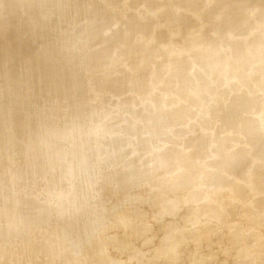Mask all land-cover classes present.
<instances>
[{
	"label": "rangeland",
	"instance_id": "obj_1",
	"mask_svg": "<svg viewBox=\"0 0 264 264\" xmlns=\"http://www.w3.org/2000/svg\"><path fill=\"white\" fill-rule=\"evenodd\" d=\"M9 1L10 0H0V19H3V18L7 19L4 21L3 20L0 21V24H2V22H3L4 25H6L5 23L10 18H13V17L14 18L10 19V20L11 21L16 20L15 16L20 17V16H25L26 14L27 15L29 14V15L24 21H22L23 22L22 25H21V23H19L20 27L18 26V24L11 26L14 23L11 22L10 20H9L10 23L8 22V25H6L7 27H5L6 29H4V25H2L3 27L0 25V28L2 27L0 29V41L3 44H4V42L6 44L9 42H11L10 43L11 45L14 44L12 46L8 45V44L4 45V46L2 45V48L6 49V46H7V49H9V48L10 49L7 52H6L7 49L6 50L3 49L6 53H8L7 54L8 56L6 59H3L0 57V78L2 80H4L3 78H5V79L8 78V80H9L6 83V85H4L5 86V88H4L5 92L3 90H0V119H4V120L6 119V123L3 127L4 137L0 138V183H2V187L4 189L7 188V191H6L5 196H4L5 197V203L9 204L10 208H11V206H13V208H12L13 211L5 212V215L3 214V216H0V229L3 230V234H1V236H0V264H187V263L188 264L189 263L190 264H197L199 262H200L199 264H223L226 260H227L226 261L227 263L225 262L224 264H233V262H234L233 260H235L238 263L239 259H240L239 264H243V262L245 264H264V258H263L264 257V190H262V189H264V186H263V183H264V160L260 157L259 154L252 153V156L250 157L251 171L247 170L246 172H240V171H236L235 169H225V170L218 169L217 167H214L215 163H213V161L216 160L217 157L215 159V155L214 154L212 155V153H210V152L214 153V151L209 150V148H212L215 144L214 141L211 140V142H209L207 144V145L211 144L210 145L211 147L210 146L208 147L207 145H204V144L203 145L205 146V148L208 147V148H206V153L208 152L209 155L210 154L212 155L210 157V158H212V160L209 163L210 159H208L209 156H208V154H206L208 157H206V156L205 157L208 160H205V158H204V159H202V163L198 162V165L196 166L197 171L195 170L194 171L195 173L190 172L193 174V176H191V178L193 177L192 182H191L190 178H189L190 180L189 179L187 180V178L190 176V174L187 175L186 173H189V172H187L185 169L180 168L178 166L175 167L173 170H171L168 173L169 175H166L165 172H167V171H165V170L158 171L156 169L157 168L156 166H150L151 169L157 170L154 172L153 171L151 172V169L147 168L150 171L149 172L147 170L148 171L147 174L150 173L148 175L146 174L147 178H149V176L154 178V173H155V175L158 176V177L156 176V178H158L159 180L162 177L161 175L166 176V177L164 176L165 179H162L163 177L161 178L160 184H161L162 180L163 181L164 180L169 181L170 183H172V184H170L168 182V184H167V182L165 183V181H164V183L167 186L169 185L168 186L169 191L167 190L168 188H165L166 185L163 182H162V184H164L165 186H163L161 184L166 189L165 190L159 184V182H158L159 180L157 181L156 178H154V179H156V182L151 177H150L151 182L147 178H145V179H146V181L148 180V182H146V183L143 182L144 184L141 182L144 175L140 178L139 173H137V172H141V171H137L138 170V167H137L138 164H136V162L137 161L140 162L139 166L143 167L142 166V163H143L142 157L147 156V158L149 159V157H151V155H152L151 152H154L153 154L156 155V153H159V151L160 152H162L164 150L167 151V149L168 148L170 149V147L171 146L173 147V145L174 146L176 145L175 146L176 148L173 147L174 149H177L178 147L180 148V146L182 147L181 144H182L183 140H180V138L177 139V135H178V137H183V138H185V135H186V137L188 138L189 136H187V134L188 135L191 134V136H192V133H193V136L194 135L195 136L196 135L197 136L198 135L203 136V134H204L205 137H208L207 134L210 133V132H208V130H206V128L208 129V127L210 128V126H211V124H209L210 119L207 118L209 121L207 119H204L208 115L203 114L204 111H205L204 113L206 114V110L202 107V104L198 108L199 103L197 102V100H194V99H197L196 97H199V96H197V95H193L192 97L190 96L191 97L190 100L193 99L192 100L193 106H192V101H191V106H190L189 105L190 100H187L188 105H189L188 106L187 103L185 105L186 98L183 99V97L180 96L179 94L178 95L175 93L172 94V91L168 93V91H170V90H168V91L166 90V89H168L167 87H169L166 84L171 86L170 81H172L173 79L167 78L169 80L171 79L170 81L163 79V82H160L162 84L159 83L158 86L162 87V89L165 88L166 91L161 89L162 94H163V92L165 94L168 93L167 96H163L164 99L168 98V95H170V93L172 96L176 95V97L173 96L174 99L176 101H178L179 99L181 100V101L179 100L177 103L175 101V103L179 107H180V103L183 102V100H185V102L181 103L184 106L181 105L182 107H180V108H182V109L179 108V110H183L184 108L186 109L185 106H187L186 113L183 110L184 112L181 111L183 115L182 114L181 115L183 117L184 114H186V115L190 114L191 118L192 117L193 118L190 119V115L188 116L189 118L186 115H185V117H183V118H185L186 121H183V120L177 118L178 121L180 120V122H178L177 125H178V127H180V126H182V125H180V124H182L181 122H183V126H185L187 128H185V127H183V128L180 127L179 129H178V127L170 128V127H172V125L176 124L177 122H175V123L172 122L171 118L169 117V119L171 120L170 121L167 118L170 115H167V116H165V115L168 114V112H170V110H172L173 108H175V107L178 108V106L173 102L174 100H172L173 99L172 96H169V99L168 100L166 99V101L163 99L165 102H168L167 104L163 103L164 101L160 102V106L162 103L161 109H163L162 111L165 112V113L163 112L164 114L162 113V111L160 113H162L165 117L163 115H161L160 113H159L160 115H158V117L160 119L163 117L164 120L163 119H161V120L164 121L163 122V124L165 123L164 125H169L168 129H166L167 128L166 126H164V127L161 126L162 123L160 122L161 120L159 121V118L157 119L156 122L153 121L155 123H153L152 121H148L149 119H147L146 116L148 117L149 115H146V114H145L146 116L145 115L142 116L143 114H141L139 116L142 118L145 117V119L144 118L143 119L146 121L140 122L142 118H139L140 121H138V117H137L138 122H136V125H138V127L141 126L143 123L146 125L149 122L148 125L145 126L143 124V126H141V127L142 128L145 127V129H146V127L149 126L150 129L152 128V130L148 129L149 127L147 128L148 132L152 131L151 133L149 132L150 134L146 130H144V128L139 129L136 126L137 127L136 130L139 129L138 132L140 134L143 131V132H146L147 134L150 135L149 138H147V136H143V137H146L145 138V140L147 139L146 142L151 141L153 139V137H155V135L159 134V132H156L158 129H160L159 131H162L161 128H165V130L162 131V133H164V131L167 132V134L165 133V136L166 135H173L174 136L178 132V130L179 131L181 130V132H178L179 134L181 133L180 134L181 136H179V134H176V136H174V137H176V139L172 138V139H174L173 145L170 146V144H172L170 142L169 145L167 144V146H169V147L164 148L163 146H166L165 144L167 142L166 143L163 142L164 144L161 143V146L157 147V148L162 147L164 150L160 149L157 151L156 150L157 148H155V147H151L152 149H150V147H148L149 146L148 144H147V146H144V145L142 146L143 143H139L140 145L136 144V142L138 143L137 137L139 136L138 138L141 137V139H142L143 138L142 134L145 135L146 133H142L141 135L140 134L138 135V132H136V133H134V135H135L134 137L132 136L133 134L131 133L132 134L131 136L133 138H135L134 141L132 140L133 138H131L129 136L130 133L128 134L127 132L121 131V133H120L118 131L119 132L118 136H117V133L116 134L112 133L113 135L112 134H110V135L105 134L104 135V133H107L108 127L104 126V123H102L103 121L100 120L99 122H96L97 119H96V121L94 120V125L96 127L98 126V128H97L99 130L98 135H100V137L102 135V137L105 138L104 142L108 145V148H109V146H113V145H114L113 147L115 148L114 149V148L110 147L109 149L112 148L111 150H109V149L107 150L104 148L101 149V152H100L101 156L99 155L97 160L95 161V163L99 167L100 177H96L94 179L93 178L91 179L88 176H84V177L81 176V172L84 171V165H85L84 157L89 156L91 154V147L87 143L86 137H88V134L86 132H81V130H80V126L82 124L81 119L80 120H77V119L80 118L83 109L85 111H88L89 108L92 109L91 106L95 105L93 107H96V106H98V104L100 105L102 97H110L107 104L109 105V103L112 101L111 102L112 104L110 103L111 107L108 106L109 107V109H108L107 106L103 105V107L107 109V110L105 109L104 112L107 113L106 111H108V113H109L110 110L113 111L112 107H114V113L113 114L109 113L108 116L114 117V116L118 115L119 119L122 118L121 120H119L116 117V119L119 121V123L123 122L125 119L127 120L128 117L126 115H129L131 112H138L140 109H141L140 111H142V109L145 108V102H146V104L149 102L148 99H147L148 102L147 101H145V102L141 101L144 97L142 98V96H139L138 92L135 93V96H134V93L132 95L131 91L126 90L127 89L126 85H124L123 87H120L121 89L119 88V91L121 92V96H119V99H117L118 97L113 98L111 96H108V93H104L105 90H102V92H101L104 94H100V93H98V95L96 94L97 96H100L99 98L97 96H94L95 98H97L98 101L95 98L89 97L91 95L93 96V94H91V93L87 94L88 97L93 99L96 104L94 103V101L90 100L89 98H88V102L86 103V100L85 101L84 100H78L79 99V97H78L77 102H76V107H77L76 113H80V114H78V115L73 114V117H75V116L77 117V119H76V117L74 118V123H76L75 124L76 129H75V135L70 141H69V139H67L63 135L61 129H62L64 123L67 122L68 120H70L69 119L70 117H71V119L73 118L71 116L72 113H70L71 111L69 112V107L67 104H63L61 109H60L61 112L60 111L57 112L54 109L55 106L52 105V99H49V100L47 99L44 102L40 103L38 105V107L41 109V111L39 110L38 113L39 112L42 113V111L44 113H42V114L39 113L34 117V119L37 120L38 115H43L46 113L45 116L49 120V121L46 120V122H43V121H41L42 117H41V119L37 120L38 124L40 122V124H39L40 126L39 125L38 126L41 127L42 130L44 129L41 134L40 133L38 134L35 131H31V129H26V131H23L22 134L16 133V131L12 127V121L19 119V118L21 119L22 116H25L26 114H28L30 116V114L33 112L32 110H30V108L28 106L29 105L28 102L30 103V99L28 97L29 94L26 91L28 86H29V90H31L33 87H31L30 85L26 86L27 83H25V82L27 80H28L27 82H30L29 79H36L37 78L36 84H40L41 79L43 81L41 87H43L45 89H48V87H50V86L54 87L53 93H47L45 95H42L43 97H48V96H51L52 94L58 93V92L63 93L64 91L62 89V86H59V88H56L55 85L63 82L67 78L66 77L67 70H69L71 67H76V63L73 62V64L71 65L67 61V62H65V66H64V63L58 62L56 60V62L53 63L52 66H48L47 62L44 61L43 65L41 67V70L39 69L38 71H36V73L32 72L31 69L28 68V66L20 65V63L17 64L20 60L19 55L21 56V54H19L20 50H21L20 53L23 52L22 53V55H23L24 52H26L27 49L30 47L29 46L30 42H32L35 38V34H31L32 31L38 30L39 32L38 31L37 32L34 31V32L36 34H39L40 30L42 29V27H40V25H38V27L33 25V27H32L31 22H32V24L37 25V22L42 20V22H44V23L46 22V25L48 24L49 21L53 22V23L49 22V24H55V22H56L55 20H57V18L59 16L60 9L55 8L53 10H50L51 16L49 15V17H51V19L45 15L44 19H46V17H47L46 20H43V19L39 20L38 18L36 20L35 19L37 16L36 12H38L41 8V6H39V3L37 0H32V1L31 0H19L18 2H17V0H14V1L12 0L13 1L12 4ZM172 1L178 2L179 0H172ZM14 4H16V5H14ZM31 4L33 5V7H31L29 9L28 7L32 6ZM8 5L12 8H10ZM18 6L20 7L19 9L17 8ZM81 6L78 4L75 5V7L71 9L72 11L68 12V16H67L68 20L70 22H74V24H76L75 26L77 28H79V25H80V27H81V29L79 28L80 31L83 30L85 27H87V29L85 28V30H88V27H89V25L87 26L86 23L80 22V20L83 22H84V20H83V18L80 19V17H82L80 15H82V14H79V13H84L83 11H85L84 10L85 8H83L84 6H82V7ZM198 6L199 5H197L195 8H197ZM201 6L202 5L199 6L198 10L200 9ZM225 7H226V5H222L218 9L213 10V12H211V15L209 14L211 19H214L215 21L218 19L220 20V17L222 15L223 11L225 10L224 9ZM9 8H10V10H8ZM249 8L250 7H248L247 9H249ZM55 11L57 12V14ZM20 12H24V14H22ZM78 14H79V17L77 18ZM56 15H57V17H56ZM178 16H180V15H178ZM178 16L176 17V20L179 19ZM33 17H34V19H32ZM31 19L35 20L36 23H33L35 21H31ZM78 19H80V20L78 21ZM134 19H135V17L133 18V20ZM29 21H31V22H29ZM42 22H38V24L39 23L42 24ZM222 23H224V26L227 27V23H225V22H221L219 24H222ZM84 24H85V26H84ZM83 26H84V28L82 29ZM220 26H217L216 30L218 27L221 29L223 24ZM224 26H223V28H224ZM11 27H12V29H11ZM36 27H37V29H34ZM8 28H10V29L7 30ZM127 28H129V27H126V29ZM130 28H132V26H130ZM188 28H189V30H191L190 26H188V25L184 26L181 32L186 33V31H188ZM63 31H62V29L60 31L63 38L66 37L64 39L65 43L64 42L63 43L66 47H69L72 45L73 39H74L73 35L77 31L74 32L73 35H72L73 32L69 33V31L67 32V30H66V32H65V30H63ZM172 31H174V30H172ZM8 32H9V34H8ZM19 32L20 33H26V34H24L25 41L23 39V35H22V38L19 37L21 40L17 36L15 37V35L16 34L18 35ZM62 32H63V34L65 33L64 34L65 37L62 34ZM188 32L186 34H188ZM197 32H199V31H197ZM197 32L195 33L196 37L193 35V38L195 37L197 39V37H198L200 39L201 37L207 36V34H210L207 32L206 29H204V30L201 29V32H199L200 34ZM102 33H103V31L100 33V35H99L100 37L101 36L104 37V35H103L104 33L103 34ZM219 33H221V32H219ZM8 35H10L11 38H9V39L10 40L12 39L11 41L9 39H8L9 41L7 40ZM31 36H32L33 40L30 39ZM17 38L19 39V41L17 40ZM22 39H23V41H22ZM43 39L45 40V38H43ZM194 39H192V37H190V40L195 43L196 40H194ZM6 40H7V42H6ZM12 41L13 42L16 41V42L13 43ZM46 41L49 42L48 39ZM18 42L22 43V45H20ZM24 42L26 44L25 45L26 51H24V45H23ZM48 42L44 43L43 41H41L40 44H42V45L39 44L38 48H40V46H41L40 50H42V47L44 46V44H48ZM16 43H18L19 46ZM15 45H17L18 48H20V46H22V48L16 49ZM46 46L47 45H45L43 47V51H45V49H47ZM13 48L15 49L14 51H12ZM22 49H23V51H22ZM3 50H1V51H3ZM5 52H4V54L6 55ZM229 53H231L233 56L236 57L239 55L240 50L233 46V47H231V49H229ZM179 58H180V60H182V62L180 61V64L182 63L184 66L183 69L186 70L188 65L191 63V61L187 65V64H184L185 63L184 61L187 58L185 55H183V57L180 56ZM222 58H223V56H218L217 62H221ZM164 59L166 62L165 57H162L161 59L159 58L157 65L160 66V65L165 64V62L163 61ZM161 60L163 61L162 63L159 62ZM187 62H189V60ZM177 63H179V62H177ZM180 64L178 65L179 66L178 68H180V66L182 67V64L181 65ZM157 65L152 67V69L150 68L151 70L149 69L148 73L153 72V74L152 73L151 74L153 76H156L155 72L157 71V73H159L160 72L159 70L161 69ZM155 67H156V70H155ZM116 69L117 68H115L113 71H110L111 72L110 75L112 74V77H113L114 75L119 74L118 76L121 77L122 74L120 75V73H118L116 71ZM114 71H116V74ZM190 71L192 74L196 73V72H192V70H190ZM191 73L184 76L185 78L183 77V79L186 80V82H185L186 84H187V82H192L197 77V73L194 75H192ZM15 74H16V76H15ZM19 75L21 77H19ZM126 75H124L125 77H123V75H122V77L120 78L119 81L121 83H123V81H125ZM189 75H191V76H189ZM253 75H254V77H252L250 79L249 83L260 82L261 88H260V90L254 92V94L252 95V98H251L252 103L255 106L254 112L252 114L250 113L249 115L248 114L244 115V117H242V119L239 121L238 127L242 128V129H244L247 126H251L253 120L257 121L259 118H261L262 116H260V115H262L261 112L264 109V70L260 69L258 67V65L255 64L253 66ZM23 76L25 78L27 76L28 79L23 78ZM187 76L190 77V81H189V78ZM14 77H16L18 80L15 81L16 78H14ZM117 77H113V78L115 79ZM22 78H23V80H22ZM123 78H124V80H122ZM11 80L13 83L15 82L18 86H16L15 83L11 84L12 83V82H10ZM19 80H21L22 83ZM24 80H26V81H24ZM168 81H169V83H168ZM9 82H10L11 86L7 85ZM226 82L228 83V85L231 86L232 82H233V76L227 75L226 76ZM20 83L22 85H25V86H22V85L19 86ZM163 83H165V85H163ZM1 84L2 83L0 82V89H1V86H3ZM249 87H250V84H247L241 92H243V91L245 92L247 89H249ZM226 89H227V86H224L222 88V91H225ZM10 92H11V94H10ZM122 92H124V93L122 94ZM125 92L126 93L130 92V93L126 94ZM165 94H163V95H165ZM12 95L14 97H12ZM126 96H128L129 100H133L134 102H135L136 98H138L137 100H139L142 103L136 102V103H138V105H139L138 106V105H135V103L133 102L132 107L134 109L131 108V105H129L128 108H131L130 110L128 109L129 112L127 110H126L127 112H123V109L119 108L120 107L119 104L122 103L124 101V99H126L125 98ZM194 96H196V97H194ZM27 97H28V99H27ZM185 97H187V99L190 98V97H188V95ZM176 98H179V99L177 100ZM113 99H116V101H113ZM8 100H9V102H8ZM169 100H172V101L169 102ZM198 100L200 102L199 98H198ZM143 102H144V104H143ZM171 103H172V105H171ZM4 104L6 105V107L4 106ZM142 104H143V106H141V107H143V108L140 107V105H142ZM163 104H164V106L167 105V107L170 106V109H169V107L167 108L166 106H165L166 108H164ZM194 104H196V108L200 109V111H196L197 109L194 107L195 106ZM173 105H176V106L172 107ZM115 106H117V107H115ZM135 106H137V107H135ZM190 107L195 109V111L193 110V112L191 111V113H188L187 112L188 108H189V110H192ZM49 108H51V109L49 110ZM135 108H137V109H135ZM201 108L204 111L201 110ZM44 109L46 112L44 111ZM116 109L117 110L120 109V111H119L120 113L118 111H116ZM84 110H83V112H85ZM167 110H168V112H167ZM47 111H49V113ZM201 111H203V112H201ZM234 111H235L234 107L232 109L230 108L228 114L233 115ZM115 112H118V113H115ZM194 112H196L195 115L197 113H198L197 115H199V112L201 113L200 116H198L199 118L197 117V120L199 119L198 121L196 120L195 115H192V114H194ZM125 113H128V114H125ZM28 115H26V116H28ZM202 115H204V116H202ZM129 116L131 117V114ZM201 116L203 118H201ZM258 116H260V117H258ZM182 117L179 116V118H182ZM256 117H257V119H256ZM100 118L103 119L102 116ZM148 118H151V117L149 116ZM165 119H166V121L168 120V122H166ZM189 119L193 122L192 124H190V127L188 126V124L191 123V121ZM188 121H190V122H188ZM194 121H196V123ZM206 121H208L209 123ZM145 122H147V123H145ZM150 122H152V123H150ZM184 122H186V123H184ZM258 122H260V123L255 124L251 128L249 127L250 131L253 133H256V132L264 133V124H262V118ZM101 123L103 125H101ZM171 123H172V125H171ZM206 123H208V124H206ZM90 124H93V119H92V123H90ZM132 124H133V122H132ZM151 124L152 125L155 124L156 126H153V127H154V129L157 128V130H154L153 127L151 126ZM204 125L206 126V128ZM99 126L101 127L100 129H99ZM103 126L105 127L106 132H105V130L103 131V129H104ZM132 126H135V125L133 124ZM188 127L193 131H191ZM192 127H196L195 128L196 130L198 129V127H200V130L202 128H204V131L202 132V130L200 131L198 129L199 133L197 134V131ZM210 129H211V131H213L212 129H214V128L212 127ZM77 130H78V132H77ZM170 130H172L174 132H172V131L170 132ZM176 130H177V132L175 133ZM182 130H185V132L183 133ZM100 131H103V133ZM186 131H187V134H186ZM206 131H207V133H206ZM213 132L210 133L211 136H212ZM85 133H86V135H85ZM122 133L125 136L124 135L122 136ZM182 133L185 135H183ZM12 134H13V138L10 137V136H12ZM76 134H78V135H76ZM136 134H137V136H136ZM229 134H230L229 131H226L224 133V135H227V136H229ZM127 135L129 138L126 137ZM151 135H153V136H151ZM232 135H234V134H230L229 137H231ZM75 136H77V138ZM200 136H198V137H200ZM257 137H258V135H256V138ZM8 138L11 139L10 141L17 140V143H19L20 147H23V146L26 148H36V147L40 148L41 147V149L48 148L47 149L48 152H47L46 156L44 157L45 160H43L45 162L43 163V161H41L42 163L41 162L38 163V162L34 161V163L32 165H30L27 161L24 162V159L19 157V154H18L19 152H18L17 147L6 149L7 148L6 146L8 144V141H7ZM187 138H185V139H187ZM123 139L129 140L130 142L129 141L127 142ZM119 140L121 141V143H122V141L125 143L127 142L128 145H130V146H126L127 144L125 145L124 143L121 144L120 142H118ZM175 140L176 141L179 140L181 142L177 144ZM110 141L111 142L117 141L118 143L110 145L111 144ZM179 141H177V142H179ZM186 144H185V146H186ZM236 144H238V143H236ZM122 145H124L125 147ZM136 145H137V147L138 146H140V147H138V149H137ZM255 145H256V150L259 149V150L264 151V139L263 138L259 139V137H258L256 139ZM215 146L213 147V149H215ZM60 147H64V149L66 151L65 155L53 154L54 148H60ZM145 147L149 148V153H150L149 157H148V155H149L148 150H147V152H146V150H144ZM172 147H171V150H173ZM237 147H240V145L238 144ZM128 148H129V150L132 148L133 152L131 150L128 151ZM142 148H144V149H142ZM153 148H155V150H153ZM183 148H184V145H183L182 149H180V150H183L181 152H186V147H185V150ZM213 149H211V150H213ZM240 149L242 150V148H240ZM126 150L128 151V153H130L129 155H128V153H126L127 152ZM141 150L144 151V152L142 151V155H141ZM150 150H153V151L150 152ZM117 151H119L121 154L118 153ZM137 151L139 153L136 155L135 153ZM122 152L125 153V156L128 155V157L130 156L132 158H136V157L138 158V159L136 158V162H135L134 159L132 160V158L129 157L131 159V161L135 162L134 166H136V167H135V171H133L134 173L131 172V174H133V175H131V174H129L131 176L128 175L129 176L128 180H130L129 183L131 185L127 189L128 190L127 192L124 190V188L122 190L120 189L121 184L118 183L120 181L119 180L120 177L117 179L118 176H121V178H122L123 176L126 175L125 173H124L125 175L123 174V170H125V169L122 166L127 165L128 160H129L127 157H125V156H124L125 158L123 157L124 153H122ZM116 153H117V155L118 154L122 155V157L125 160L124 161L123 159H120L121 162L123 161L122 163L118 162V163H120V165H118V163H116L120 168L122 167V169H119V167L117 165H115L116 167L115 166L113 167V165L111 167H108L110 170L108 168L106 169L107 165H106V167L104 165V164H106L105 163L106 158H103V157H107V159L111 160V159H113L112 156H114V158L117 156V155H115ZM131 153L135 154V156L132 155ZM144 153H147V154L144 155ZM108 154H111V155H108ZM213 157H214V159H213ZM139 158L141 160H139ZM103 159H104V161H103ZM126 159H127V163H126ZM109 160H107V161H109ZM141 161H142V163H141ZM102 162H104V163H102ZM200 162H201V160H200ZM95 163L93 165L97 169V166L95 165ZM100 163H102V165ZM41 164H42V168H44L46 166V170L48 169L47 171H49L52 174L59 176V181H58V184H57L55 190H53V187H50V183H49L48 179L36 180V177L34 176V173H35L34 170L40 168ZM37 165H38V167H36ZM103 165L105 168L103 167ZM112 167H113V169H112ZM141 167H139V169H141ZM257 167L258 168L260 167V169H258ZM100 168H101V170H100ZM102 168H103V170H102ZM136 168H137V170H136ZM184 170L186 172H184ZM68 172H70V173L68 174ZM90 172H91V170H90ZM119 172H122V173H119ZM158 172H159V174H161L162 172L165 174H161L159 176ZM116 173H117V175H116ZM179 173H180V175H178ZM183 173H185L187 175V176L185 175L187 178L184 177ZM78 174H79V176H78ZM69 175L72 177V181L76 180L77 183L75 184L74 187L67 189L66 181H67ZM175 175H177L176 177L182 175L180 178L184 177V179L182 178V180H181L179 178L178 181L180 183L178 181H176L179 184L178 183L176 184V182L174 184L173 181H175V180H173V179L175 178L174 177ZM115 176H116V178H115ZM133 176H136V177H133ZM167 176H169V177H167ZM170 176H171V178H170ZM130 177H132V178H130ZM114 178L117 180H115ZM138 178H139V181L137 180ZM131 180H133L134 183H133V181L131 182ZM180 180L181 181L185 180L184 185H182V182ZM25 181H27L30 184V186H31L30 189L32 188L31 190L30 189L26 190L23 188L22 184ZM116 181H118V182H116ZM138 182H141V183L137 184ZM186 182H188L187 185H186ZM132 183L135 185H133ZM148 183L150 185L153 184L156 186L155 187L153 185L150 186V185H148ZM141 184H143V185L141 186ZM173 184L176 186H174ZM157 185L160 188L162 187L161 190L164 189L165 193H163L164 191H160V188H158ZM178 185H181V186H178ZM258 185H260V186L258 187ZM171 186L178 187V189L176 188L177 189L176 190L174 188V190H173V188ZM170 187H171V190H170ZM183 187L184 188L188 187V188L183 189ZM22 188L24 189V192H23ZM63 188L65 189V191L63 190ZM155 188L156 189L158 188L159 190L157 189V191H156ZM62 191H63V193H61ZM160 192H162V194ZM154 193H156V194L154 195ZM156 195H159V196H156ZM153 196H155L154 199H153ZM135 197H140L139 201ZM133 198H135L137 201L133 200ZM32 204H36L38 206L37 209H40L41 207L46 208V209L53 207V209H52V211H50L49 213H47L45 215L44 219L41 221L40 224H36L35 213H32V209H31ZM125 208L127 209V211ZM216 213L219 216H221V218L217 219L218 215H216ZM215 220L217 221L216 225L213 224V223H215ZM258 225H259V227H257ZM252 226H253V229H252ZM260 226H262L263 229ZM205 227H207L208 231H209L206 234L203 233V230L207 229ZM231 227H232V229H230ZM240 229H241V231H239ZM248 229L250 232L248 231ZM261 230H263V231H261ZM258 231L260 232V235H259ZM50 232L52 233V239H53L52 241H51V238L48 236V233H50ZM242 234H243L244 239L241 237ZM256 234H258L259 237L256 238ZM252 235H254V238H256V240H257L256 241L254 239L255 242L259 241L257 244L258 247L255 246L256 243L254 244V240L252 238L253 237ZM226 236L229 238L227 239ZM231 236H232V238H231ZM249 236H250V239H249ZM213 237H215V239H213ZM236 237H238L237 238L238 240L236 239ZM67 239H69V240L72 239L74 242L71 240V243H69V245H67L68 243H65V241ZM229 239H230V241H229ZM262 239H263V241H262ZM210 240H212V241H210ZM236 240H237V242H236ZM242 240H244V241L242 242ZM223 241L224 242L228 241V242H226L227 243L226 245L227 246H229L230 244H231V246L233 245L232 246L233 249H228L226 245H225L226 246V249H225V246H224L225 243ZM233 241H234V243H233ZM247 241H248V243H247ZM48 242H51V244L53 243L52 245H54V244H56L57 246L59 245L60 252L58 253L57 250L54 248H52V250L47 249V250H42V251L38 249L39 244H41V243L46 244ZM54 242H56V243H54ZM249 242L251 243V245L249 244ZM70 244H72V245L70 246ZM243 245L246 247L245 249H244V247H242ZM252 245H254V246H252ZM247 246H250V247H247ZM218 247H219V249H218ZM220 247H222V248H220ZM223 247L226 251L223 249ZM241 247L243 248V250L241 249ZM172 250H174V251H172ZM194 250H195V252H194ZM247 250H248V252H247ZM197 251H199V252H197ZM202 251H204V252H202ZM236 252H238V253H236ZM192 253H193V255H192ZM210 253L211 254L213 253L214 255H211ZM234 253H235V256H237V257H234V255H232ZM244 253H246L247 255H245ZM237 254H239V255H237ZM7 255H10V257H11L10 260L3 262L6 259L5 257ZM241 258L243 259L242 261H241ZM230 259L233 261L232 263H231ZM187 260L189 262H187ZM197 260H199V261H197ZM234 264H236V263L234 262Z\"/></svg>",
	"mask_w": 264,
	"mask_h": 264
},
{
	"label": "bare ground",
	"instance_id": "obj_2",
	"mask_svg": "<svg viewBox=\"0 0 264 264\" xmlns=\"http://www.w3.org/2000/svg\"><path fill=\"white\" fill-rule=\"evenodd\" d=\"M13 1L10 0L9 2H11V4H12ZM18 1L19 0H17V2ZM37 1L39 3V6H41V8L38 12H36L37 13V16L35 18L36 20H37V18L39 20H41V19L46 20L47 17H46V19H44L45 15L48 17H49V15L51 16L50 10H53L55 8H59L60 13H59L57 20H55L56 21L55 24H49V22H52L49 20H48L49 22L47 25H46V22L44 23V22H42V20L38 21V22H42L43 25L41 23L38 24V22H37V25L32 24L31 21H35V20H32V19H34V17L31 19V21H29V22H31L32 27H33V25H35L37 27H38V25H40V27H42V29L40 30L39 34L35 33L38 30H34V29H37V27L33 29L35 32L32 31L31 34H35V38L33 40L32 36L30 37V39H32L33 41L30 42V45H29L30 47L27 49V51L25 49L26 44H25V42L23 43L24 51H26V52H24V54L22 55L23 52L20 53L21 52V50H20L19 54H21V56L19 55L20 60L17 64L20 63V65L28 66V68H30L31 71L34 73H36V71H38L39 69L41 70V67H42L44 61L47 62L48 66H52L53 63L56 62V60L58 62L64 63V66H65V62H67V61L71 65L74 62V63H76V67H71L69 70H67V72H66L67 78L63 82L55 85L56 88H59V86H62V89L64 92L63 93H60V92L54 93L48 97H43L42 95H45L47 93H53L54 87L50 86V87H48V89L41 87L42 82H43L42 79L40 81V84H36L37 78L36 79H29L30 82H27L28 80L27 81L24 80V81H26L25 83H27L26 86L30 85L31 87H33L32 89L30 88L31 90H29V86H28V88L26 90L29 94L28 97L30 99V103L28 102V104H29L28 106H29L30 110H32L33 112L31 114L29 113L30 116L28 114H26L28 116L25 115V116H22L21 119L19 118V119L12 121V127L14 128L16 133L22 134V132L26 131V129H31V131H35L38 134L39 133L41 134L43 132L44 129L42 130L41 127H39L40 122L38 124L37 120L41 119V117H42L41 121L46 122V120H48V118H46V116H45L46 113L43 115H38L37 120L34 119V117L37 114L41 113V112L38 113L39 110L41 111V109L38 107V105L47 99L48 100L52 99V105L55 106L54 109L57 112L60 111L63 104H67L69 107V112L71 111L70 113H72L71 116L73 117V114H77V115L80 114V113H76V109H77L76 102H77L78 97H79L78 100H84V101L86 100V103L88 102L89 97L95 98L94 96H97L98 93H100V94L108 93V96H111L113 98L118 97L117 99H119V96H121V92L119 91V88L126 85V87H127L126 90L131 91L132 95L134 93V96H135V93L138 92L139 96H142V98L144 97L143 98L144 100L142 99L141 101L145 102L148 99L149 102L147 101L148 102L147 104L145 102V108L142 109V111H140L141 109L139 108L140 110L138 112H131L130 113L131 117L129 116L130 114L126 115L128 117V119L127 120L125 119L123 122L120 121L121 123H119V121L116 119V117L117 118L119 117L118 115L114 116L115 118L108 116L109 113L110 114L114 113V107H112L113 111L110 110L109 113H108V111H106L107 113L104 112L106 108H104L103 105L107 106V107L108 106L111 107L112 101L110 102L111 104L110 103H109V105L107 104L110 97H102L100 105L98 104V106H96V107H93V106H95V105H93V106H91L92 109L89 108L88 111H85L83 109L85 112H83V110H82V114H81L80 118H78V119L75 116L77 120L81 119L82 124L80 126V130H81V132H86L88 134V137H86L87 143L91 147V154L89 156L84 157L85 165H84V171L81 172L82 177L88 176L91 179L92 178L94 179L96 177H100L99 167L95 163V161L97 160L98 156L100 155L102 148L107 149V150L110 147L114 148L113 147L114 145L109 146V148H108V145L104 142L105 138L102 137V135H101L102 138L100 137V135H98L99 134V130L97 129L98 126L96 127L94 125V120L96 121V119H97L96 122H99L101 120V121H103L102 123H104V126L108 127L107 133H104V135L105 134L110 135L112 133L113 134L117 133V136H118V133L119 132L121 133V131H122V132H127L128 134L130 133L129 136L131 138H133L135 136L134 133L138 132L139 129L142 128L141 126H143V124H144L143 123L139 127H138V125H136V122L140 121L139 118H142L139 116L141 114H143L142 116H144L145 114L149 115L151 118H148L149 116L147 117L145 115L146 118L149 119L148 121H152V122L155 121L156 122L157 119L159 118L158 115H160V114L163 115L165 113L164 111H162L163 109H161L162 103L160 106V102H162L164 100L166 101V99L168 100L169 96H172L171 93H170V95H168V98L165 97L166 99H164L163 96H167V94L171 91H172V94L173 93H175L177 95L179 94L180 96L183 97V99L186 98V102H185V100L182 99L183 102H185V105H186V103L188 105L187 100H190L193 95L199 96V97L194 96L197 98L194 100H197V102L199 103V106L197 105L198 108L202 104V107L206 110V114H205L204 113L205 111L201 108V110L204 111V112L203 111H201V112H203L204 115L209 116V117L207 116L204 119H207V118L210 119V121L207 119L210 123L208 121H206V122L211 124V126L214 128V129H212L214 132L211 131V129H210V128H212L211 126H210V128L208 127V129L206 128L205 125L208 123H206L204 126H205L206 130H208V132H210V133L213 132L212 136L210 135V133L207 134L208 137H205L204 134H203V136L198 135L200 137H198L197 135L193 136V133L191 136V134L188 135L187 131H186L187 136H189L187 138L186 135L183 134L185 132V130H182L183 131L182 134L185 135V138H187V139H185L183 137H178V135H177V139L180 138V140H183L181 145H182V147L184 145V148H183L184 150L186 147V152H181L183 150H180V149H182V147L180 145H179L180 148L178 147L177 149H174V148H176L175 147L176 145L175 146L173 145V140L176 139V137H174V136H176V134H179L178 132H181V130L180 131L178 130V132L176 130L175 133L176 132L177 133L174 136L173 135H166L165 136V133L167 134V132L164 131V133H162V131L165 130V128H161L162 131H159L160 129H158V130H157V128L154 129L153 126H156L155 124L154 125L151 124L153 129L157 130L156 132H159V134H157L155 132L157 135H155V137H153V139L151 141L146 142L147 139L145 140L146 137H143V136H147V138H149V136H150L149 134L152 131L151 132L149 131L150 133L148 132V129H150L149 126H147L146 129H145V127H143L144 130H146L149 134L142 131V133H146L147 135L146 134L143 135L141 133L142 137L144 139L143 138L141 139V137L138 138L139 137L138 136L137 137L138 143L136 142V144L140 145L139 143H143L142 146L143 145L147 146V144H148L149 145L148 147H150V149H152L151 147L157 148L158 146H161V143H163V142H165V143L167 142L165 144L166 146H167V144L169 145L171 142L172 144H170V146L173 145L174 148L171 146L173 149V150H171V147L169 149L168 148L169 146H167V147L163 146L164 148H168L166 151L162 147L161 148L159 147L156 149L157 151L160 149H162L164 151L161 150L162 152L159 151V153H156V155L153 154L154 152H151V151L155 150V148H153V150H150V152L152 153L151 157H149L150 156L149 148L148 147L147 148L145 147V149L142 148V149L146 150V152L148 150V153H149V155H148L149 159L147 158V156H144L147 153H144V155H143L144 157H142L141 155H142L143 150H141L140 156L143 158L142 161L144 164L141 161L143 167L139 166L140 162H138V161H137L138 163L136 162L137 157L132 158L129 156L130 158H132V160L134 159L136 164H138V166H137L138 170H137V168H136V170L141 171V172H137V173H139L140 178L144 175L142 178V181H141L142 183L143 182L146 183V182H148V180L151 182L152 177L151 176H149V178L146 177L147 172L149 171V169H151L150 166H156L157 167L156 169L158 171H160V170L167 171V172L164 171L166 173V175H169L168 173L171 170H173L175 167L178 166L180 168L185 169L187 172H189V173H186L187 175L190 174V176L188 178L186 177L187 175L185 173H183V175H184V177L187 178V180L190 178L191 182H192L193 177L191 178V176H193L192 173H195L194 171L196 170V166L198 165V162L202 163V159L205 158V160L210 159L209 160V163H210V161L212 160V158H210V157L213 154L215 155V159L217 157V159L214 160L215 162L213 161V163H215L214 167H217L218 169H223V170L235 169L236 171H240V172H246L247 170L251 171L250 157L252 156V153L259 154L260 157L264 160V151L259 150V149L256 150V145H255L256 139L258 137H259V139H262V138L264 139V133H262V132L253 133L250 131L251 127H253L255 124L260 123L258 121L261 120V118H262V124H264V109L261 112L262 115H260L262 117L259 118L257 121L253 120L251 126H247L244 129L238 127L239 121L242 119V117H244V115H247V114L249 115L250 113L252 114L254 112L255 106L252 103L251 98H252V95L254 94V92L260 90V88H261L260 82H257V83L256 82L249 83V82H250V79L252 77H254L253 66L255 64L258 65V67L260 69L264 70V0H179L178 2H173L172 0H37ZM77 4L80 6L82 5V6H84L83 8H85L84 9L85 11L82 10L84 13H79V14H82V15H80V16H82V17H80V19L83 18L84 22L81 21L80 19H78V21L80 20V22L86 23L87 26L89 25L88 30H85V28L87 29V27L84 28V26H85V24H84V26L82 27V29L83 28L84 29L80 31V29H81L80 25H79V28H80L79 29L75 26L76 24H74V22H70L68 20V17H67L68 12H71L72 11L71 9L74 8L75 5H77ZM14 5H16V4H14ZM197 5H199V6L202 5L203 7L204 6L205 7L203 8L201 6L200 9L198 10L199 6L197 8H195ZM222 5H226V7L224 8L225 10L223 11V13L221 15L220 20L218 19L215 21L214 19H211L209 14L211 15V12H213V10L218 9ZM31 7H33V5L28 7V8L30 9ZM248 7H250V8L247 9ZM10 8H12V7H10ZM10 8L8 10H10ZM17 8L19 9L20 7L18 6ZM242 9L243 10L245 9V10L243 11ZM20 13L24 14V12H20ZM56 14H57V12H56ZM79 14H78L77 18L79 17ZM28 15L26 14L25 16H20V17L15 16L16 20H13V21H11L10 19H13L14 17L10 18L9 20L14 23L11 26H14L15 24L16 25L18 24V26H19V23H21V25H22L23 24L22 21H24L28 17ZM178 15H180V16H178ZM177 16L179 17L178 20H176ZM56 17H57V15H56ZM134 17H135V19L133 20ZM49 18L51 19V17H49ZM2 20L4 21L7 19H4V18L0 19V21H2ZM9 20L7 22L5 21L6 25H8V22L10 23ZM221 22L227 23V27L224 26V23H222L224 28L222 26L221 29L218 27L220 30L218 28L216 30L217 26L222 25V24H219ZM33 23H36V21ZM0 25L2 26V25H4V23L2 22V24H0ZM6 25H4V29H6L5 28V27H7ZM187 25L191 27L190 28L191 30H189V28H188L189 32L186 31V33L188 32V34H186L185 32L184 33L181 32L183 27L187 26ZM130 26H132L133 29L130 28ZM126 27H129V28L126 29ZM9 29L10 28H8L7 30H9ZM11 29H12V27H11ZM61 29H62V31L65 30V32H66V30H67V32L69 31V33L73 32L72 35L74 34V32L77 31L73 35L74 39H73V43L71 46L66 47L64 45V43H65L64 39L66 37L64 35L65 33L63 34L64 31L62 32V34L64 35L65 38H63V36L61 35V32H60ZM201 29L202 30L206 29L207 32L210 34H207L205 32L207 34V36H203L204 38L201 37L202 39L201 38L199 39L197 37V39H198L197 40L195 38L196 37L195 33L197 31L201 32ZM172 30H174V31H172ZM102 31L104 33V34L102 33L104 35V37L99 36ZM9 32H8V34H9ZM199 32H197V33H199ZM219 32H221V33H219ZM24 34H26V33H20L19 32V34L18 35L16 34L15 37L17 36L18 38L19 37L22 38V35H23V39H24L25 38ZM193 35L195 36L194 37L195 39L193 38ZM190 37H192V39L196 40L195 43L190 40ZM9 38H11L10 35H8L7 40ZM18 38H17V40L19 41L20 38L19 39ZM43 38H45V40ZM46 38L49 40V42L46 41L47 40ZM23 39H22V41H23ZM7 40H6V42H7ZM16 41H14V42H16ZM24 41H25V39H24ZM41 41H43L44 43L48 42V44H44V46L47 45L46 46L47 49H45V51H43L44 46L42 47V50H40L41 46H40V48H38V45L41 43ZM20 42H18V43L20 45H22V43H20ZM10 43L11 42H9L7 44L11 45ZM18 43H16V44L19 46ZM7 44L5 42L3 44L0 41V57L3 59L7 58L8 53H6V52L9 51L10 48L7 49V46H6V49H7L6 50V49L2 48V45L4 46ZM12 45H14V44H12ZM17 45H15L16 49L22 48V46H20V48H18ZM40 45H42V44H40ZM233 46L240 50L239 55L236 57L233 56L231 53H229V49H231V47H233ZM3 49L6 50V52ZM1 50H3V51H1ZM14 50L15 49L13 48L12 51H14ZM22 51H23V49H22ZM4 52L6 53V55L4 54ZM183 55H185L187 57L186 60L184 61L185 62L184 64L188 65L191 61V63L188 65L186 70L183 69L184 66L182 63H181L182 67L180 66V68H178L180 61L182 62V60H180L179 57L180 56L183 57ZM218 56H223L221 62H217ZM162 57L166 58V62L164 59L163 61L165 62V64L159 66V65H157L158 59L159 58L161 59ZM188 60H189V62H187ZM163 61L161 60L159 62L162 63ZM177 62H179V63H177ZM156 65L161 68L159 70L160 74L157 73V71L156 72L154 71L156 76H153L152 75L153 72H151L152 74L148 73V72H149L150 68L152 69V67H154ZM115 68H117L116 71L118 73H120V75L122 74L123 77H125L124 75L127 74L125 81H123V83H121L119 81L120 78L122 77V75H121V77L118 76L119 74L113 76V77L118 76L117 77L118 79L117 78L114 79L112 77V74L110 75V73H111L110 71H113ZM155 70H156V67H155ZM190 70H192V72H196L197 77L192 82H187V84H186L185 83L186 80L183 79V77L186 76L187 74H190L191 73ZM116 71H114L115 74H116ZM196 73H194V74H196ZM16 74H15V76H16ZM194 74H192V75H194ZM227 75L233 76V82H232L231 86L228 85V83L226 82V76ZM189 76H191V75H189ZM189 76H187V77L189 78V81H190ZM19 77H21V76L19 75ZM14 78H16V77H14ZM23 78H25V77L23 76ZM23 78H22V80H23ZM167 78H171L173 80L170 81L171 79L169 80ZM3 79L4 80H2V79L0 80V82L2 83L1 85H3V86H1L0 90L4 91V88H5L4 85H6V83L9 80H8V78L7 79L3 78ZM25 79H28L27 76ZM163 79L169 80L171 83V86L166 84L167 86H169V87H167L168 89H166V90L167 91L170 90V91H168V93L166 92L167 94H165L163 92V94H165V95H163L161 93L162 87L158 86V84L160 82H163ZM17 80L18 79L16 78L15 81H17ZM122 80H124V78ZM19 81H21V80H19ZM169 81H168V83H169ZM10 82H12V80ZM10 82L7 84L8 86L9 85L11 86V84L15 83V82L14 83L12 82L10 84ZM21 83H22V81H21ZM21 83L19 86L22 85ZM160 84H162V83H160ZM247 84H250L249 89H247L245 92L244 91L241 92ZM15 85L18 86L16 83H15ZM163 85H165V83H163ZM22 86H25V85H22ZM224 86H227V89L225 91H222V88ZM102 90H105L104 93H101ZM162 90H165V88ZM88 93L93 94V96L91 95L88 97V95H87ZM123 93L124 92H122V94ZM10 94H11V92H10ZM187 95H188V97H190V96L191 97L189 99H187V97H185ZM128 96L125 97L126 99H124V101L122 103H120V104L118 103L120 106V107L119 106L118 107L123 109V112H127L128 109L130 110L131 108H133L132 104L134 101L129 100ZM12 97H14V96L12 95ZM28 97H27V99H28ZM97 97L99 98L100 96H97ZM174 97H176V95ZM174 97L172 100H174L173 102L175 103L176 100L174 99ZM91 98H89V99L94 101ZM179 98H176V99L178 100ZM198 98L200 99L201 103L199 102ZM95 99L97 100V98H95ZM137 99L138 98H136V100L134 102L135 105H138V103H136V102L142 103ZM172 100H169V102H171ZM192 100L189 101L190 106H191ZM113 101H116V99H113ZM165 101L163 103L167 104L168 102H165ZM178 101H176V103ZM8 102H9V100H8ZM144 102H143V104H144ZM183 102H181V103H183ZM94 103H95V101H94ZM172 103H171V105H172ZM181 103H180V107H182L181 105H183ZM143 104L140 105V107L143 106ZM129 105H131V108H128ZM176 105H173L172 107H174ZM194 105H195L194 107L196 108V104H194ZM4 106L6 107L5 104H4ZM163 106H164V104H163ZM165 106L167 107V105H165ZM165 106H164V108H166ZM192 106H193V101H192ZM109 107H108V109H109ZM115 107H117V106H115ZM135 107H137V106H135ZM168 107L170 109V106H168ZM180 107L179 106H178V108L175 107L172 110H170V112H168L169 109L167 110L168 114H166L165 116L170 115L167 118L169 119V117H170L172 122H174V123L177 122L176 124L173 123L175 126L172 125V123H171L172 127H170V128L178 127L177 124H178V122H180V120L178 121L177 118L181 119L183 121H186L185 118H183V117H185L186 114H184V116L182 117L183 114L181 111L184 110L186 113L187 106H185L186 109L184 108L183 110H179ZM233 107L235 110L234 114L229 115L228 112H229L230 108L232 109ZM141 108H143V107H141ZM198 108H196L197 109L196 111H200V109H198ZM50 109L51 108H49V110ZM117 109H116V111L119 112L120 109L119 110H117ZM135 109H137V108H135ZM180 109H182V108H180ZM191 109L192 110H189V108H188L187 112L191 113V111L192 112H193V110L195 111V109H193V108H191ZM44 111H45V109H44ZM161 111H162V113L163 112L164 113L163 114L160 113ZM47 112L49 113V111H47ZM118 112H115V113H118ZM42 113H44V112L42 111ZM195 113L196 112H194V114H192V115H195ZM125 114H128V113H125ZM197 114L195 115L196 120H197V117L200 116L201 113L199 112V115H197ZM189 115H186V116L188 117ZM204 115H202V116H204ZM101 116L103 119L100 118ZM179 116H181L182 118H179ZM202 116H201V118H203ZM260 116H258V117H260ZM75 117H73L72 119L70 117L69 118L70 120L65 122L62 129H61L63 135L67 139H69V141L75 135V129H76V126H75L76 123H74ZM137 117H138V121H137ZM143 118L145 119V117H143ZM143 118L141 119L140 122L146 121ZM192 118L190 115V119H192ZM92 119H93V124H90V123H92ZM121 119H119V120H121ZM161 119H163V117ZM161 119L159 118V121ZM166 119H165V121H166ZM256 119H257V117H256ZM163 120L160 121L162 123L161 126H163V127L166 126L167 127L166 129H168L169 125H164L165 123L163 124V122H164ZM190 121H188V122H190ZM132 122L135 126H132L133 125ZM147 122H145V123H147ZM152 122H150V123H152ZM155 122H153V123H155ZM166 122H168V120ZM194 122L196 123V121H194ZM5 123H6V119L5 120L0 119V138L4 137L3 127H4ZM102 123H101V125H103ZM148 123L146 125H148ZM181 123L182 124L179 123L180 125H182L180 127H182V128L185 127V126H183V122H181ZM184 123H186V122H184ZM192 123L193 122L191 121V123H189L188 126L190 127V124H192ZM136 126L139 128L138 130H136L137 129ZM180 127H178V129ZM196 127H192V128L195 129ZM100 128L101 127L99 126V129ZM185 128H187V127H185ZM198 129L200 130V127H198ZM198 129L197 130L195 129L197 131V134L199 133ZM104 130H105V127H104L103 131ZM150 130H152V128ZM201 130L203 132L204 128H202ZM103 131H100V132L103 133ZM171 131L172 130H170V132ZM191 131H193V130H191ZM226 131H229L230 134H234V135H232L231 137H229L230 134H229V136L224 135V133ZM77 132H78V130H77ZM105 132H106V130H105ZM172 132H174V131H172ZM86 133H85V135H86ZM206 133H207V131H206ZM139 134L140 133L138 132V135ZM180 134H179V136H181ZM76 135H78V134H76ZM123 135L124 134L122 133V136ZM256 135H258L257 138H256ZM136 136H137V134H136ZM151 136H153V135H151ZM10 137L13 138V134ZM75 137L77 138V136H75ZM126 137H128V135ZM172 138H174V139H172ZM134 139L135 138H133L132 140L134 141ZM10 140L11 139H9V138L7 139L8 144L6 146L7 147L6 149L17 147L18 152H19L18 153L19 157L24 159V162L27 161L30 165H32L34 163V161L40 163L41 161L45 160L44 157L46 156V154L48 152V150H47L48 148L41 149V147L40 148L39 147L26 148L24 146L20 147L19 143H17V140H13V141H10ZM123 140H125V139H123ZM211 140L214 141L215 144L214 143L213 144H214V146L215 145L216 146H215V149H213L214 146L212 148H209L210 151H214V153L209 151L210 153H212V155L211 154L209 155L208 152L206 153V148H208L211 145V144L207 145L209 142H211ZM125 141L128 142L129 140H125ZM177 141H179V140H177ZM177 141H176L177 144L181 142V141H179V142H177ZM114 142H111L110 145L116 144L118 142L121 143L120 140L118 142L117 141L115 143ZM127 142L125 143L122 141V143H124L125 145L127 144L126 146H130V145H128ZM236 143H238L240 145V147H237L238 144H236ZM185 144H186V146H185ZM203 144L207 145L208 147L205 148V146ZM122 146H124V145H122ZM136 147H137V145H136ZM138 147H140V146H138ZM138 147H137V149H138ZM240 148H242V150ZM111 149H109V150H111ZM211 149H213V150H211ZM130 150L132 151V148ZM130 150L128 148V151H130ZM128 151L126 153H128ZM117 152L120 153L119 151H117ZM124 152H122V153H124ZM65 153H66V151H65L64 147L54 148L53 154H55V155H57V154L58 155H65ZM138 153L139 152L137 151L135 154L137 155ZM129 154L130 153H128V155ZM135 154H132V155L135 156ZM206 154H208V156H209L208 159L206 158V157H208ZM108 155H111V154H108ZM115 155H117V153ZM128 155L125 156V153H124L123 157L124 156L127 157L130 161L128 160V163H127V159H126L127 165H125V166H122L123 164L121 165L125 169V170H123V174L125 173L126 175L125 174H124L125 176L122 175L123 176L122 178H121V176H118L117 179L119 177L121 179L119 178V180H120L119 182L116 181L119 184H121L122 188L120 187V189L122 190L124 188V190L126 192L128 191L127 189L131 185L129 183L130 180H128V177L133 175V174H131V172L135 171V167H136V166H134L135 162L131 161V159L128 157ZM112 157H113V159H111ZM112 157L110 158L111 160L107 159V157H103V158H106L107 160H109V161H107L105 159L106 164H104V165H105V167L107 165L106 169L108 167H111L112 165L114 167L115 165H117L116 163L121 162L120 159L124 160V158H125V157L123 158L122 155H119V154L115 158H114V156H112ZM140 158H139V160H141ZM213 159H214V157H213ZM200 160H201V162H200ZM103 161H104V159H103ZM44 162L45 161H43V163ZM94 163L97 166V169L93 165ZM102 163H104V162H102ZM102 163H100V164L102 165ZM38 165L36 167H38ZM104 165H103V167H104ZM118 165H120V163H118ZM113 167H112V169H113ZM122 167L121 168L119 167V169H122ZM139 167H141V169H139ZM147 168H149V169H147ZM156 169H154V170L151 169V172L157 171ZM258 169H260V167ZM35 170H34V172H35L34 176L36 177V180L48 179L49 183H50V187H53V190L56 189V186H57L58 181H59V176L52 174L49 171H47L48 169L46 170V166L44 168H42V164H41L40 168L35 169ZM90 170H91V172H90ZM100 170H101V168H100ZM102 170H103V168H102ZM185 170H184V172H186ZM190 172H192V173H190ZM69 173L70 172H68V174ZM119 173H122V172H119ZM165 173L162 172L161 174H165ZM129 174H131V175H129ZM148 174H150V173H148ZM158 174H159V172H158ZM161 174H159V176ZM116 175H117V173H116ZM178 175H180V173ZM78 176H79V174H78ZM156 176L157 175H155V173H154V178H156ZM161 176L163 177V178L161 177L162 179H165L164 178L165 175L164 176L161 175ZM176 176L177 175L174 176L176 179L172 178L173 180H175V181L172 180L174 182V184L176 181L179 180V178L182 175L178 176V177H176ZM133 177H136V176H133ZM167 177H169V176H167ZM184 177H182V178L184 179ZM115 178H116V176H115ZM130 178H132V177H130ZM145 178H147L148 180L146 181ZM154 178H152V179L155 182H156V179H157V181L159 180L158 178H156V179H154ZM161 178H160V180H161ZM170 178H171V176H170ZM182 178H180V179L182 180ZM117 179H115V180H117ZM137 180L139 181V178ZM160 180L158 181L159 184H160ZM132 181L133 180H131V182ZM164 181L162 180L161 184H162V182L164 183ZM184 181L185 180L181 181L182 185H184V183H185ZM141 182H138L137 184H139ZM166 182L168 184L169 181H165V183ZM178 182H176V184ZM188 182H186V185L188 184ZM76 183H77V181L76 180L72 181V177L69 175V177L66 181L67 189L74 187ZM133 183H134V181H133ZM149 183H148V185H150ZM143 184H141V186ZM164 184H162V185L165 186L166 184L165 185ZM170 184H172V183H170ZM133 185H135V184H133ZM152 185H150V186H152ZM260 185H258V187ZM22 186L26 190H29L31 187L27 181L23 182ZM153 186L155 187L156 185H153ZM168 186L166 185L165 188H168ZM174 186H176V185H174ZM174 186H171L173 188V190H174V188L178 189V187H174ZM178 186H181V185H178ZM263 186H264V183H263ZM171 187H170V190H171ZM184 187H183V189L188 188V187H186V188H184ZM158 188H160V187L158 186ZM161 188H160V191H164L163 193H165L166 189L163 187L165 190L164 189L161 190ZM24 189H23V192H24ZM157 189L155 188L156 191H157ZM63 190L65 191L64 188H63ZM167 190L169 191V188ZM262 190H264V189H262ZM6 191H7V188L4 189L2 187V183H0V216H3V214L5 215V212L13 211L12 210L13 206H11V208H10V205L5 203V197L4 196H5ZM61 193H63V191ZM156 193H154V195ZM160 193L162 194V192H160ZM159 195H156V196H159ZM154 197L155 196H153V199H154ZM135 198H137L139 201L140 197H135ZM135 198H133V200H136ZM37 207L38 206L36 204L31 205L32 213H35L36 224H40L41 221L44 219L45 215L47 213H49L50 211H52L53 207H50L49 209H46L43 207H41L40 209H37ZM126 211H127V209H126ZM216 215H218V214L216 213ZM217 217H216L217 219L221 218V216H219V215ZM216 223H217V221L215 220V223H213V224L216 225ZM257 227H259V225ZM260 227H262V226H260ZM205 228H207V227H205ZM230 229H232V227ZM252 229H253V226H252ZM262 229H263V227H262ZM239 231H241V229ZM248 231H249V229H248ZM261 231H263V230H261ZM208 232H209L208 228L203 230L204 234H206ZM1 234H3V230L0 229V236H1ZM257 235L258 234H256V238L259 237L260 232H259V235L258 236ZM48 236L51 238V241H52L53 239H52V233L51 232L48 233ZM250 236H249V239H250ZM252 236H253L252 237L253 240L254 239L256 240V238H254V235H252ZM241 237L244 239L243 234ZM228 238L229 237H227V239ZM231 238H232V236H231ZM237 238L238 237H236V239ZM213 239H215V237H213ZM71 240L72 239H70V240L67 239L66 240L67 242L65 241V243H68L67 245H69V243H71ZM237 240H236V242H237ZM255 240H254V244L256 243L255 246H257L259 241L255 242ZM210 241H212V240H210ZM229 241H230V239H229ZM243 241L244 240H242V242ZM262 241H263V239H262ZM226 242H228V241H226ZM226 242H224L225 243L224 246L227 244ZM54 243H56V242H54ZM233 243H234V241H233ZM247 243H248V241H247ZM52 244H51V242H48L46 244L41 243L38 245V249L42 251V250H47V249L52 250V248H54L59 253L60 252L59 245L57 246L56 244H54V245H52ZM72 244H70V246ZM249 244L251 245L250 242H249ZM226 246H225V249H226ZM232 246L230 244L229 246H227V248L233 249ZM252 246H254V245H252ZM242 247H244V249L246 248L244 245ZM242 247H241V249L243 250ZM247 247H250V246H247ZM220 248H222V247H220ZM218 249H219V247H218ZM223 249H224V247H223ZM172 251H174V250H172ZM194 252H195V250H194ZM197 252H199V251H197ZM202 252H204V251H202ZM247 252H248V250H247ZM236 253H238V252H236ZM244 254L247 255L246 253H244ZM192 255H193V253H192ZM211 255H214V254L212 253ZM232 255H234V257H237V256H235V253ZM237 255H239V254H237ZM5 258L6 259L3 262L9 261L11 257H10V255H7ZM242 260L243 259L241 258V261ZM197 261H199V260H197ZM233 261L236 264H239L240 259L238 260V263L235 260H233ZM233 261L231 260V263ZM187 262H189V261L187 260ZM234 262H233V264H234ZM199 263H197V264H199ZM243 264H245V263L243 262Z\"/></svg>",
	"mask_w": 264,
	"mask_h": 264
}]
</instances>
